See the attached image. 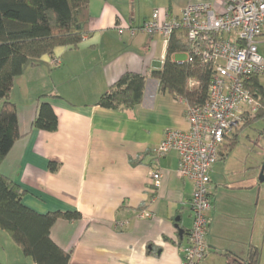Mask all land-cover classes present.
I'll return each instance as SVG.
<instances>
[{
  "label": "crops",
  "instance_id": "crops-1",
  "mask_svg": "<svg viewBox=\"0 0 264 264\" xmlns=\"http://www.w3.org/2000/svg\"><path fill=\"white\" fill-rule=\"evenodd\" d=\"M189 4L224 11L223 0H89L82 42L26 63L15 79L9 102L16 108L21 138L0 164V174L23 190L22 203L35 212L75 210L81 215L78 221L58 219L50 229L52 242L70 253V264H182L181 248L192 225L193 185L177 176L178 157L170 152L159 161L161 183L153 192L150 159L166 131L189 130L186 101L160 91L152 78L166 59L163 39L119 34L116 26L137 28L157 9L178 17ZM54 57L58 67L52 65ZM170 57L184 62L187 55ZM127 72L146 77L141 102L130 109L96 106ZM40 96H46L57 116L55 132L31 128ZM239 147L210 173L209 252L199 264H237L225 254L247 264L254 249L259 258L264 253L259 161L242 155ZM50 163L58 166L55 172L48 169ZM143 209H150L151 216L138 219ZM5 244L13 258L7 252L0 256L2 264H34L8 236Z\"/></svg>",
  "mask_w": 264,
  "mask_h": 264
},
{
  "label": "trees",
  "instance_id": "trees-1",
  "mask_svg": "<svg viewBox=\"0 0 264 264\" xmlns=\"http://www.w3.org/2000/svg\"><path fill=\"white\" fill-rule=\"evenodd\" d=\"M89 19V0H0V164L21 138L16 108L9 102L15 79L26 63L52 56L58 47L76 48L87 33ZM180 52L189 57L184 62L172 61L170 56ZM151 75L159 90L173 97L191 104H203L207 99L211 73L198 56L190 53L184 33L171 36L161 70ZM190 80H196L198 86L190 88ZM145 83L146 77L141 74L124 73L95 105L107 110L133 108L142 100ZM246 87L259 100L261 109L244 125L250 120L264 119V91L258 77L251 78ZM31 128L49 133L58 128L57 116L46 96L38 98ZM240 129L221 148L220 160L236 146ZM57 167L55 163L48 165L51 172ZM22 195L17 184L0 174V230L34 264H70V253L52 242L50 229L58 219L78 221L81 215L75 210L39 214L22 203ZM224 257L243 264L241 259L227 254ZM258 260V251L254 249L247 264H257Z\"/></svg>",
  "mask_w": 264,
  "mask_h": 264
},
{
  "label": "built area",
  "instance_id": "built-area-1",
  "mask_svg": "<svg viewBox=\"0 0 264 264\" xmlns=\"http://www.w3.org/2000/svg\"><path fill=\"white\" fill-rule=\"evenodd\" d=\"M223 1L222 14L215 13L209 4H189L178 17L157 9L137 28L124 23L116 26L119 34L127 31L131 36H160L166 44L172 35L182 32L190 53L198 56L211 73L206 101L186 102L189 130L166 131L151 152L153 192L161 183L159 161L170 152L178 157L177 176L193 185L189 202L192 225L187 243L181 248L182 264H199L209 252L206 236L211 209L210 173L220 160L221 148L261 109L246 84L253 77L264 76V60L257 50V40L264 35V0ZM52 65L58 67L59 58H52ZM188 86L197 87L198 82L190 80ZM150 216V209L137 214L138 219Z\"/></svg>",
  "mask_w": 264,
  "mask_h": 264
},
{
  "label": "rangeland",
  "instance_id": "rangeland-1",
  "mask_svg": "<svg viewBox=\"0 0 264 264\" xmlns=\"http://www.w3.org/2000/svg\"><path fill=\"white\" fill-rule=\"evenodd\" d=\"M257 50L258 54L264 60V36H260L257 40ZM178 59H185L184 56H181ZM259 83L264 90V76L259 77ZM249 120V119H247ZM236 146L240 145L239 150L242 155H249L250 158L254 161H259V172L264 164V119L250 120L248 124H245L241 127L239 134L236 139ZM242 146V149H241ZM261 186L264 187V182L261 183ZM0 234L4 237H0V247L1 245L5 248V253L0 251V256L3 257L7 252V257L13 258L10 254L9 246L5 244V238L7 239L6 234L0 230ZM20 254V253H19ZM21 256V254H20ZM13 263V262H12ZM257 264H264V253L260 256Z\"/></svg>",
  "mask_w": 264,
  "mask_h": 264
},
{
  "label": "water",
  "instance_id": "water-1",
  "mask_svg": "<svg viewBox=\"0 0 264 264\" xmlns=\"http://www.w3.org/2000/svg\"><path fill=\"white\" fill-rule=\"evenodd\" d=\"M258 182L263 183L264 182V164L262 165L259 175H258ZM178 221V219L176 220ZM179 236H182V231H179Z\"/></svg>",
  "mask_w": 264,
  "mask_h": 264
}]
</instances>
